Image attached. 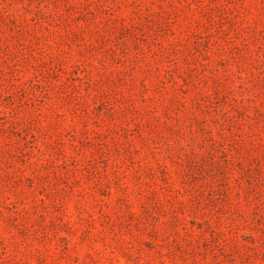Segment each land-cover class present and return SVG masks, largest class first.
<instances>
[{
  "label": "rangeland",
  "instance_id": "rangeland-1",
  "mask_svg": "<svg viewBox=\"0 0 264 264\" xmlns=\"http://www.w3.org/2000/svg\"><path fill=\"white\" fill-rule=\"evenodd\" d=\"M0 264H264V0H0Z\"/></svg>",
  "mask_w": 264,
  "mask_h": 264
}]
</instances>
